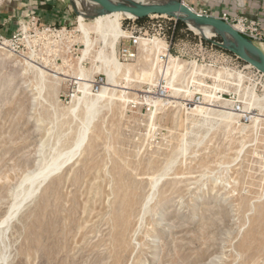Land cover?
Returning a JSON list of instances; mask_svg holds the SVG:
<instances>
[{
  "label": "rangeland",
  "instance_id": "1",
  "mask_svg": "<svg viewBox=\"0 0 264 264\" xmlns=\"http://www.w3.org/2000/svg\"><path fill=\"white\" fill-rule=\"evenodd\" d=\"M58 2L72 8L67 26L29 15L0 44V264H264V80L216 45L222 35L186 23L174 38L172 16L164 31L151 17L120 20L150 41L130 57V33L119 37L116 74L99 33L78 29L74 0ZM164 38L173 60L152 43ZM199 38L212 51L191 48Z\"/></svg>",
  "mask_w": 264,
  "mask_h": 264
},
{
  "label": "bare ground",
  "instance_id": "2",
  "mask_svg": "<svg viewBox=\"0 0 264 264\" xmlns=\"http://www.w3.org/2000/svg\"><path fill=\"white\" fill-rule=\"evenodd\" d=\"M74 2L77 6L78 12L80 13V18L78 20V29L80 31H82L83 33H85L86 35L90 31V28H93V30L95 32L99 33L101 39H103V41H104L103 43H105V44L107 43L111 49V55L113 56V58L111 59L110 62H112L111 64L113 65L114 71H116V74H117V72L119 70H121L122 65L119 62H117L116 59H114L115 58L114 54L116 52V47H117L116 45H117V41H118L119 37L124 35L123 30L121 28L120 20H122V18L134 19V17L128 13H125V12L105 13L99 4L95 3L92 0H74ZM106 2L108 4L115 5V6L116 5L117 6H124V5L163 6V5L177 4L176 0H170V1H168V0H163V1L162 0H106ZM173 15L175 16V18L183 20L185 22V24L187 23L189 28L192 31H194L197 35L201 36L202 38L211 39L216 35H222L225 37L226 45H227V46H224V45L223 46L236 49L233 39L229 35H227L226 33H218L215 29H213L210 26H206V25L196 23L194 20L189 19L184 13L175 12ZM90 17L91 18L95 17V18L93 21H91L92 22L91 24H88L87 21ZM145 42H147V41H145ZM152 43H154V47L157 49L158 48L160 49L162 47H166L165 43L162 40H156ZM142 44H144V43H142ZM145 47H146V45H145ZM102 53L103 52H101V54ZM157 53H158V51H157ZM103 56L106 59L105 55H103ZM108 57H109V55H108ZM110 62L108 61V63H110ZM102 63H104V62L102 61ZM108 63H107V65H108ZM104 65H106V62ZM171 67H169L168 69H170ZM177 67H178V65H177ZM109 68H108V70H109ZM105 72H106V70H105ZM109 72H110V70L108 72H106V74H109ZM113 74H111V75H113ZM109 77H111V76H109ZM108 79H110V78H108ZM107 92H108V89L104 88L99 95H96L95 98L92 99L91 103L89 104V107L87 108L88 109L87 112H89L90 115L94 112L92 109L97 106L96 103L98 102V100L101 99L105 94H107ZM174 95H176V94H174ZM89 122L87 123L88 125H89ZM78 138H77L78 140H76V142H75L76 143L75 148H78L81 146V144L85 138V133L84 134L81 133V136ZM74 149H72V151H70V153H72L74 151ZM61 158H62V156H58V158L55 160L53 165H48V167L44 168L42 171L38 172L37 174L32 176L31 179H29L30 187L28 188V190L26 192H24L25 195L22 196L24 200L35 193L36 183H38L40 180H42V181L46 180L52 172L59 169L58 167L61 164Z\"/></svg>",
  "mask_w": 264,
  "mask_h": 264
},
{
  "label": "crops",
  "instance_id": "3",
  "mask_svg": "<svg viewBox=\"0 0 264 264\" xmlns=\"http://www.w3.org/2000/svg\"><path fill=\"white\" fill-rule=\"evenodd\" d=\"M197 11L206 10L210 15L230 11L264 21V0H190ZM36 15L40 23L67 26L73 15L69 5L58 0H0V32L10 36L24 18Z\"/></svg>",
  "mask_w": 264,
  "mask_h": 264
},
{
  "label": "built area",
  "instance_id": "4",
  "mask_svg": "<svg viewBox=\"0 0 264 264\" xmlns=\"http://www.w3.org/2000/svg\"><path fill=\"white\" fill-rule=\"evenodd\" d=\"M198 13L202 15L214 16L226 22L227 24H230L231 26H233L241 35L246 37L248 40L253 42L255 45L264 46V21L263 20L250 18V17L243 16V15H232L230 11H222L217 15H210L206 10H201ZM152 18L157 19V21L160 22L159 30L164 31V25L161 21V19L164 18V16H151V19ZM29 21L33 22L34 24H37L38 22H40L36 17H32ZM21 26H22V22L20 23V27ZM48 26H49L48 29H51L52 25H48ZM61 30L64 31L66 30V28H61ZM142 30H143V27H140L138 28L137 31L139 33H142ZM126 33H130V35L125 38L131 40L132 45L129 48L123 50L125 56L129 55L130 57H133L135 55L133 52L134 51L133 48L135 49L138 48L142 44L141 40L150 41L147 38L146 39L142 38L140 40V38L136 36V30L134 31L133 28L126 29V32H124V34ZM145 34L146 35L149 34L147 30H145ZM19 36H20L19 32H16V33L14 32L11 36H7V37H5V35H3L0 32V44L4 45L9 42H16L19 39ZM164 43L166 47H162L160 49L158 48L157 51H159L160 54H162L163 58H166V57L172 58L171 51L169 49V42L167 38H164ZM190 47L202 53H207L209 51H212L213 49L212 46L211 47L207 46V44H205V42L202 41L201 38H199L197 41H194L192 44H190ZM221 57H223V54H221ZM176 59L179 61L178 57ZM241 70L247 71V73L255 79L264 80V74L250 65L242 66ZM103 83H104L103 78L99 77L98 80H95L93 82V87H94L93 90L96 92L100 91L102 89ZM155 89H156L155 95L157 97L162 98V99H166L169 97V89L166 86L165 82L164 83L161 82ZM148 93L151 94L150 92ZM236 110L241 112L240 106L236 105Z\"/></svg>",
  "mask_w": 264,
  "mask_h": 264
},
{
  "label": "water",
  "instance_id": "5",
  "mask_svg": "<svg viewBox=\"0 0 264 264\" xmlns=\"http://www.w3.org/2000/svg\"><path fill=\"white\" fill-rule=\"evenodd\" d=\"M92 1L99 4L105 13L125 12L132 15L134 19H140L151 16H172L175 18V16L173 15L175 12L184 13L189 19L194 20L196 23L210 26L215 29L218 33H226L227 35H229L233 39L236 49L224 47L218 43H216V45L224 47L226 50L234 53L243 62L247 63L248 65L254 67L255 69L264 74V51L259 46L255 45L253 42L241 35L230 24H227L226 22L214 16L202 15L184 3L179 2L174 5L163 6H115L108 4L106 0ZM178 20L184 22L181 19Z\"/></svg>",
  "mask_w": 264,
  "mask_h": 264
},
{
  "label": "trees",
  "instance_id": "6",
  "mask_svg": "<svg viewBox=\"0 0 264 264\" xmlns=\"http://www.w3.org/2000/svg\"><path fill=\"white\" fill-rule=\"evenodd\" d=\"M148 18H149V17L140 18V19H136V21H137V23H141L142 21H144V20H146V19H148ZM181 26H182V27H185L186 25H185L184 22H182V21H178L177 24H176V26H175L173 29L170 28V30H171V32H172V36H174V38L178 36L177 34L179 33V31H180V29H181ZM225 52L231 54L229 51H225ZM231 55H233V54H231Z\"/></svg>",
  "mask_w": 264,
  "mask_h": 264
}]
</instances>
